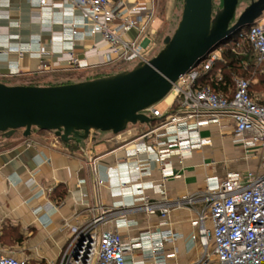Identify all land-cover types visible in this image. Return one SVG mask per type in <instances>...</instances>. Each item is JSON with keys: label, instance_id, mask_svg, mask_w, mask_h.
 <instances>
[{"label": "crops", "instance_id": "0c3cea01", "mask_svg": "<svg viewBox=\"0 0 264 264\" xmlns=\"http://www.w3.org/2000/svg\"><path fill=\"white\" fill-rule=\"evenodd\" d=\"M136 2L146 8L154 5L155 11L154 0H125L127 5ZM172 9L167 3L165 18ZM83 22L79 9L65 0H46L43 5L38 0H0V82L65 73L71 70L68 52L72 48L79 59L96 66L81 71L92 76L82 80L118 72L106 65L110 57L107 43L100 34H87ZM160 25L155 11L148 30L151 40ZM41 64L49 68L39 72ZM68 82L74 80L35 85ZM223 123V127H201L200 136L207 144L192 150L182 163L170 158L176 176L165 182L164 196L155 189L160 178L158 165L143 152L135 153L136 136L144 126L133 125L117 135H95L92 150L96 175L103 180L100 186L93 184L80 143L55 140L47 131H32L28 139L34 144L29 146L23 141L22 130L8 139L0 137V245L16 256H28L30 262L52 264L71 236L62 224L78 225L89 219L95 202L117 207L136 205L142 196L172 200L203 189L207 178L222 179L228 172L257 170L259 156L247 154L240 139L232 135L230 121ZM135 160L143 168L138 176L133 173ZM31 179L33 183H29ZM123 182L130 184L132 195L117 193ZM193 215L188 208L170 211L169 228L179 237L165 245V252L174 254L167 257L166 264H189L198 259L200 249L189 240ZM127 219L129 225L123 218H115L103 227L117 230L128 239L140 231L158 228L160 221L157 214L145 213H132ZM133 255L135 260L141 257L139 251Z\"/></svg>", "mask_w": 264, "mask_h": 264}, {"label": "built area", "instance_id": "2783aa9c", "mask_svg": "<svg viewBox=\"0 0 264 264\" xmlns=\"http://www.w3.org/2000/svg\"><path fill=\"white\" fill-rule=\"evenodd\" d=\"M65 1L81 12L86 33L100 34L107 43L110 53L107 66L121 71L152 57L154 41L148 30L154 5L150 8L138 2L127 5L125 0ZM38 2L43 5L46 0ZM131 31H135L134 35ZM239 40L248 43L254 66L264 74V11L253 24L236 33L234 48L240 45ZM221 52L219 46L179 75L168 93L170 101L166 99L168 94L160 100L163 109L154 104L142 110L153 120L137 124L144 128L136 136L135 153L143 152L146 159L158 165L160 178L155 189L164 196L165 182L176 176L170 158L182 163L192 150L207 144L200 136L201 127L210 124L223 127L228 120L232 135L240 139L245 152L259 156L258 169L228 172L222 179L207 178L203 189L172 200L142 196L136 205L117 207L95 202L89 219L78 225L62 224V229H68L71 236L52 264H166L167 257L174 254L166 253L165 245L179 237L169 228L168 221L170 211L175 208H188L194 214L189 240L198 245L200 255L189 264H264V101L251 89L252 80L241 76H233L232 85L225 91L203 83L222 82V69L218 65L223 60ZM68 54L69 69L81 72L96 68L79 59L76 49L72 48ZM48 68L41 64L38 70L44 72ZM129 127L133 125L125 130ZM51 133L55 140L59 139ZM23 141L27 146L34 144L28 137ZM71 141L81 144V156L93 174L94 186L102 185L103 180L96 175V156L92 150L95 136ZM142 169L135 160L133 173L138 176ZM117 193L132 195L130 184L120 183ZM132 213L157 214L158 228L123 239L117 230L103 227L115 218H123L129 225L127 216ZM134 251L140 252L139 260L134 259ZM29 262L28 256H16L0 245V264Z\"/></svg>", "mask_w": 264, "mask_h": 264}, {"label": "water", "instance_id": "95a60500", "mask_svg": "<svg viewBox=\"0 0 264 264\" xmlns=\"http://www.w3.org/2000/svg\"><path fill=\"white\" fill-rule=\"evenodd\" d=\"M239 1L221 0L213 8V0H182L172 34L163 38L155 55L131 68L51 85L0 82V137L22 130L26 138L37 129L68 143L151 122L142 110L164 98L179 75L264 11V0H243L249 3L236 15Z\"/></svg>", "mask_w": 264, "mask_h": 264}, {"label": "rangeland", "instance_id": "374dc122", "mask_svg": "<svg viewBox=\"0 0 264 264\" xmlns=\"http://www.w3.org/2000/svg\"><path fill=\"white\" fill-rule=\"evenodd\" d=\"M155 1V11L156 16L159 18L161 25L158 31L155 34L154 39V46L151 53V56L155 55L158 50L162 47V40L165 36L171 35L174 28L176 27L177 21L180 16L181 12V4L182 0H154ZM170 3L173 6L172 12L169 17L165 18V7L166 4ZM247 4L246 1L240 0L237 7H236V15H238L245 5ZM221 5V0H213V8H216ZM133 66V65H132ZM131 67V66H130ZM111 70H118L117 67L111 69ZM90 73L86 72H79L74 70H69L62 74H52L50 76H39L34 78H25V79H12L9 80L8 84L15 85V84H41L46 82H59L64 80H75L79 81L82 80L88 76H90ZM255 92L257 93V96L264 101V78H261L260 76H256L252 79ZM157 107L161 110L163 109L164 103L162 101H159L156 103ZM111 135L110 132H98V135ZM2 246V245H1ZM12 249V247H9Z\"/></svg>", "mask_w": 264, "mask_h": 264}, {"label": "trees", "instance_id": "16d2710c", "mask_svg": "<svg viewBox=\"0 0 264 264\" xmlns=\"http://www.w3.org/2000/svg\"><path fill=\"white\" fill-rule=\"evenodd\" d=\"M235 39L236 34L233 35L229 40L225 41L222 45H220V47L222 48L221 56L223 60L218 65L221 66L222 69L223 84L222 82H220V84H217L209 80L203 81V83L209 84L215 90L225 91L232 85L233 76H241L251 80L256 76L264 78V74L260 73L258 67H255L253 64L252 50L248 43L245 40H239L238 42L240 43V45L237 48H234L233 40ZM242 62H245V64ZM95 77L99 76L96 75L94 76V78ZM251 89L255 90L253 83L251 85ZM33 131L45 132L44 130L37 129H33ZM29 264L36 263L30 262Z\"/></svg>", "mask_w": 264, "mask_h": 264}, {"label": "bare ground", "instance_id": "6f19581e", "mask_svg": "<svg viewBox=\"0 0 264 264\" xmlns=\"http://www.w3.org/2000/svg\"><path fill=\"white\" fill-rule=\"evenodd\" d=\"M166 99H167V101H170V99H171V95L168 94V95L166 96Z\"/></svg>", "mask_w": 264, "mask_h": 264}, {"label": "flooded vegetation", "instance_id": "af4514ba", "mask_svg": "<svg viewBox=\"0 0 264 264\" xmlns=\"http://www.w3.org/2000/svg\"><path fill=\"white\" fill-rule=\"evenodd\" d=\"M246 2H247V4H246V5H248V3H249V2H248V1H246ZM246 5H245V6H246Z\"/></svg>", "mask_w": 264, "mask_h": 264}]
</instances>
